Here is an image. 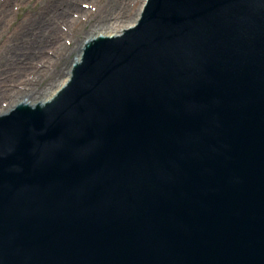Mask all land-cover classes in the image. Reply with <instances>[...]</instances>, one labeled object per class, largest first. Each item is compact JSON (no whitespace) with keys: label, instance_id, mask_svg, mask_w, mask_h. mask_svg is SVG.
Wrapping results in <instances>:
<instances>
[{"label":"water","instance_id":"water-1","mask_svg":"<svg viewBox=\"0 0 264 264\" xmlns=\"http://www.w3.org/2000/svg\"><path fill=\"white\" fill-rule=\"evenodd\" d=\"M0 264H264V0H149L1 115Z\"/></svg>","mask_w":264,"mask_h":264},{"label":"bare ground","instance_id":"bare-ground-1","mask_svg":"<svg viewBox=\"0 0 264 264\" xmlns=\"http://www.w3.org/2000/svg\"><path fill=\"white\" fill-rule=\"evenodd\" d=\"M32 1L35 0H19L20 6ZM132 1L131 7L138 0ZM145 1L142 0L141 9L138 10L136 18L123 29L105 32L98 31L96 34L89 36L87 38L89 39L88 41L99 35L120 34L124 29L135 25ZM16 2L17 0H0V110L5 109L2 108L5 102L11 104L28 103L33 106L37 103H43L52 98L57 90L67 83L70 73L49 97L42 96L44 94L41 82L43 70H50L48 61L54 63L52 58L47 57L48 59L46 60L44 58L46 57V46L51 45L53 41L54 51L52 54L59 56L64 51L65 44L62 37L66 35V32H64L65 28L62 30L63 23H61V20L67 18L68 15L72 16L75 14V26L78 23L93 20L94 29H110L111 24L126 21V12L130 9L126 4H123L122 0L117 2H111V0H37L40 8L36 6L35 11L28 14L21 22H16L14 19L15 23L12 29L7 30L8 33L5 37L6 31L2 33L3 27L15 15L11 6ZM86 2L88 4L87 7L84 6ZM93 11L97 12L94 13ZM55 20H59L57 24ZM66 39L69 38L67 37ZM84 41L85 43L87 42L86 40ZM26 51L34 54L31 55L30 53L24 56L23 52ZM38 51L42 52V55L35 58V52ZM80 57L81 54H78L70 68L73 67L76 61L80 60ZM32 59L36 61L33 66L31 65ZM60 75L61 69L58 70L57 68L52 76L56 79ZM37 94L41 96L32 100Z\"/></svg>","mask_w":264,"mask_h":264},{"label":"rangeland","instance_id":"rangeland-1","mask_svg":"<svg viewBox=\"0 0 264 264\" xmlns=\"http://www.w3.org/2000/svg\"><path fill=\"white\" fill-rule=\"evenodd\" d=\"M117 1L118 0H111V2H117ZM122 1H123L124 5L126 4V6L128 8H130L129 11L126 12V15H127L126 21H124L122 23L111 24L110 29H104V28L94 29L93 20H90L87 22L84 21V22L78 23L75 26V22H74L75 14H73L72 16L68 15L67 18H65L64 20H61V23H63L62 30H64V28H65L64 32H66V35L62 37L63 42L65 44L64 51L62 52V54H59V56L57 54H54V53L52 54V52L54 51L53 41H52L51 45L46 46V49H47L45 52L46 57H44V58H45V60L48 58H52L54 60V63H51V61H48L50 70L45 69V70H43V73H42L41 82H42V88L44 89L42 91L44 93V94H42L43 97H49V95L54 92V90L60 85V83H62L63 79L66 78V76L70 73L71 64H72L73 60L76 59L78 54H80V52L82 51V45L81 44L84 40L88 41L89 39H87V38L89 36H92L94 33L96 34L98 31L105 32V31H109V30H115L116 31V30L123 29L134 18H136L138 10L141 9L140 6L142 4V0L136 1V4L132 7H131V5L133 4L132 0H122ZM36 6H37V8H40V4H39V2H37V0L32 1L31 3L24 4L23 6H20L19 0H17L16 3L12 4L11 8L14 9L13 11H14L15 15H13V17L11 19H9L8 23L4 24L3 31H2V33H4L6 31L4 36L6 37V34L8 33L7 30L12 29V27L15 23L14 19L16 22H21L22 20H24V18L28 14L35 11ZM84 6L85 7L88 6L87 2L84 4ZM93 12L96 13L97 11H93ZM70 18H71V20H70ZM58 21L59 20H55L56 24ZM68 21H70V22H68ZM72 22H74V23H72ZM67 37L69 39H66ZM84 43H85V41H84ZM23 53H24V56H26V55H29L31 52L26 51ZM35 53H36L35 58L42 55V52H40V51L35 52ZM33 54L31 53V55H33ZM35 63H36V61H34V59H32L31 65L33 66ZM57 68H58V70L61 69V75L58 76L56 79H54V76H52V75L54 74V72L56 71ZM39 96H41V95L37 94L36 97L33 98L32 100L37 99ZM18 104L19 103L11 104V103L5 102L3 104V107H2L5 109L0 110V115L7 113L9 110L14 108Z\"/></svg>","mask_w":264,"mask_h":264}]
</instances>
